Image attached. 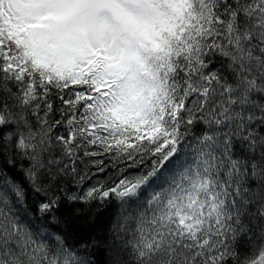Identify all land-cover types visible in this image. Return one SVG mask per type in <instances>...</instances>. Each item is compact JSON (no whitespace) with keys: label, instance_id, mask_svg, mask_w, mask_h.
I'll use <instances>...</instances> for the list:
<instances>
[{"label":"snow or ice","instance_id":"obj_1","mask_svg":"<svg viewBox=\"0 0 264 264\" xmlns=\"http://www.w3.org/2000/svg\"><path fill=\"white\" fill-rule=\"evenodd\" d=\"M62 196L123 264H264V0H0V264H99Z\"/></svg>","mask_w":264,"mask_h":264},{"label":"trees","instance_id":"obj_2","mask_svg":"<svg viewBox=\"0 0 264 264\" xmlns=\"http://www.w3.org/2000/svg\"><path fill=\"white\" fill-rule=\"evenodd\" d=\"M26 166L24 160L17 161L16 171L19 172L20 166ZM107 167L103 172H97L96 168L89 165L90 179H86L79 191L92 186L98 181L103 182L105 187L112 185L118 181L119 174L116 169L111 167L109 160H105ZM83 165H80L82 168ZM120 167V166H118ZM131 171L129 170L130 174ZM77 186L73 183L68 187V194L77 191ZM57 194L59 190L56 189ZM39 200L31 191L28 192L27 202ZM128 209H122L115 200H106L103 205L98 202L86 204L83 202H70L64 196L61 197L60 206L55 210L59 222L62 226L68 225L81 226V230L85 235L91 238L95 247L92 252L99 264H123L126 257L120 255L119 249L113 243V229L121 221V217L127 214ZM132 225H129L131 227Z\"/></svg>","mask_w":264,"mask_h":264}]
</instances>
